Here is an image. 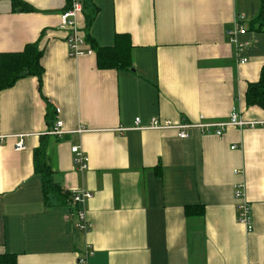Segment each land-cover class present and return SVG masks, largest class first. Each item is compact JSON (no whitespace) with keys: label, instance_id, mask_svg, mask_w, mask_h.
<instances>
[{"label":"crops","instance_id":"crops-1","mask_svg":"<svg viewBox=\"0 0 264 264\" xmlns=\"http://www.w3.org/2000/svg\"><path fill=\"white\" fill-rule=\"evenodd\" d=\"M91 2L90 36L109 48L128 35L132 71L99 70L94 53L71 57L59 17L68 0H0V54L38 44L45 71L42 91L30 76L0 92V136L25 135L27 147L15 151L13 138L0 146V256L78 264L90 248L88 264H264V110L246 102L264 66V34L249 29L260 0ZM238 18L246 63L226 39ZM78 24L85 28L83 13ZM49 105L59 110L52 122ZM233 111L256 126L222 136L191 129L186 139L135 127L138 118L145 127L153 118L228 122ZM58 120L61 138L48 134ZM42 143L62 190L93 195L86 234L67 208L45 201L33 158ZM73 146L88 157L86 171ZM237 190L252 232L238 222Z\"/></svg>","mask_w":264,"mask_h":264},{"label":"trees","instance_id":"trees-1","mask_svg":"<svg viewBox=\"0 0 264 264\" xmlns=\"http://www.w3.org/2000/svg\"><path fill=\"white\" fill-rule=\"evenodd\" d=\"M83 8L85 18V28L81 29L85 44L91 48L97 58L99 70H114L117 72H127L134 69L133 65V46L128 35L116 37L113 47L102 48L90 36V30L98 9L91 0H78ZM72 0H68V8ZM251 32L264 34V0H260L259 13L250 22ZM43 51L38 44L26 46L20 53L0 54V92L15 85L17 81L26 77H34L39 81V90L42 91L44 68L41 65ZM246 102L249 107H260L264 110V66L261 71L260 79L257 83L250 84L246 93ZM48 120L52 122V117L56 115V110L49 105ZM54 129V128H53ZM35 173L42 178L43 192L45 201L51 205L55 200L61 207L67 208L70 212L78 210L79 206L73 204V196L70 192L64 191L61 185L54 181V171L47 163V144L42 143L34 153ZM197 215L203 214L199 209ZM195 212L190 208L186 210L187 215ZM0 264H17L16 258L10 255L0 256Z\"/></svg>","mask_w":264,"mask_h":264},{"label":"built area","instance_id":"built-area-1","mask_svg":"<svg viewBox=\"0 0 264 264\" xmlns=\"http://www.w3.org/2000/svg\"><path fill=\"white\" fill-rule=\"evenodd\" d=\"M71 6L67 8L61 16V26L60 28L67 32V43L69 46L71 57H79L83 55L93 54L92 49L88 48L85 44L84 36L81 31V28L78 24V17L83 13V8L81 3L78 0H72ZM241 18L236 20L235 27L226 32L227 38L236 49V54L240 58L241 63H246L248 60L245 57V52L247 50V43L241 38L247 34V30L240 23ZM56 113L59 115V110L56 109ZM264 125V123H262ZM256 123L252 122H243L240 119V116L237 112L233 111L228 122L221 123H211V122H200V124H180L173 125L170 121H160L158 118H153L150 120L149 124L145 127L142 126L140 118L136 119L135 127L140 130H177L178 136L181 139H186L189 137V131L191 129H200L203 133H207L210 130L214 131L217 136H222L223 131L228 127H237L245 128L251 127L254 128ZM63 122L58 120L55 124V127L48 134L51 136L62 137L66 132L62 129ZM78 133H82V130H79ZM25 135L17 136H0V146L6 144L7 140L10 138L15 139L14 150L21 152L26 150ZM235 148V147H234ZM233 148V149H234ZM71 152L74 155V163L77 166V170L86 171L88 169V157L85 155L81 147L73 146ZM73 204L78 205V210L70 212V215H75L77 220V228L83 234H86L91 229V224L88 222L86 217V212L84 205L87 201L93 198V195L86 191H77L72 193ZM235 198L238 201V222L245 226L248 232H252L253 223H252V212L250 204L243 199V195L240 191L235 192ZM93 255V252L90 248H87L82 256L78 260V264H88L89 259Z\"/></svg>","mask_w":264,"mask_h":264}]
</instances>
